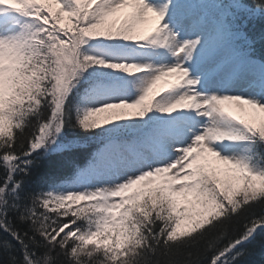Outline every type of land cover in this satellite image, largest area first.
<instances>
[{"label": "snow or ice", "instance_id": "1", "mask_svg": "<svg viewBox=\"0 0 264 264\" xmlns=\"http://www.w3.org/2000/svg\"><path fill=\"white\" fill-rule=\"evenodd\" d=\"M0 264H264V0H0Z\"/></svg>", "mask_w": 264, "mask_h": 264}, {"label": "rangeland", "instance_id": "2", "mask_svg": "<svg viewBox=\"0 0 264 264\" xmlns=\"http://www.w3.org/2000/svg\"><path fill=\"white\" fill-rule=\"evenodd\" d=\"M169 79H173V78H169ZM234 113L241 116V117H244V118H248L246 113L245 112H241L239 109H233ZM105 114H101L100 116H103Z\"/></svg>", "mask_w": 264, "mask_h": 264}, {"label": "trees", "instance_id": "3", "mask_svg": "<svg viewBox=\"0 0 264 264\" xmlns=\"http://www.w3.org/2000/svg\"><path fill=\"white\" fill-rule=\"evenodd\" d=\"M259 27H260V26H259V25H257V30L259 29ZM257 258H258V257H257Z\"/></svg>", "mask_w": 264, "mask_h": 264}]
</instances>
